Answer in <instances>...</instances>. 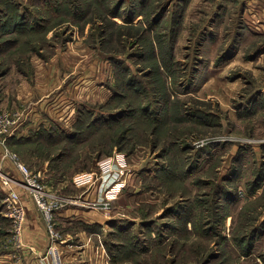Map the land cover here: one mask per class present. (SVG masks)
<instances>
[{"label": "rangeland", "instance_id": "374dc122", "mask_svg": "<svg viewBox=\"0 0 264 264\" xmlns=\"http://www.w3.org/2000/svg\"><path fill=\"white\" fill-rule=\"evenodd\" d=\"M0 96L30 122L10 150L98 229L55 224L49 264H264V0H0Z\"/></svg>", "mask_w": 264, "mask_h": 264}, {"label": "built area", "instance_id": "2783aa9c", "mask_svg": "<svg viewBox=\"0 0 264 264\" xmlns=\"http://www.w3.org/2000/svg\"><path fill=\"white\" fill-rule=\"evenodd\" d=\"M22 112L19 110L7 111L1 106L0 96V146L3 150V158L8 159L14 168L17 170L21 179H15L12 174L7 171H0V188L4 192L2 213L10 221V231L12 238L17 244H20L22 229L26 218V209L23 204L18 191L15 190V185H22L32 198L38 210L41 212V218L44 222L49 245L46 252L53 253L55 251V244H58V234L56 233L53 211L61 208L65 202L62 197L57 196L48 186L44 185L40 180V172L31 170L24 162L20 160L18 155L11 151L8 147V139L16 135L17 127L22 120ZM122 187V186H121ZM118 187V192L121 190ZM114 192V190H112ZM109 193H105L108 196ZM112 195V192H110ZM114 197V196H113ZM106 199H110L106 197ZM73 200V199H72ZM72 200H69L72 202ZM87 201V202H86ZM83 205H90L88 200H84ZM87 203V204H86ZM94 205L99 202H93ZM107 207V204L106 206ZM53 264H61L56 260Z\"/></svg>", "mask_w": 264, "mask_h": 264}, {"label": "crops", "instance_id": "0c3cea01", "mask_svg": "<svg viewBox=\"0 0 264 264\" xmlns=\"http://www.w3.org/2000/svg\"><path fill=\"white\" fill-rule=\"evenodd\" d=\"M27 124L30 125V122L25 123V125L23 126H20V130L19 132L17 131L16 134H20V131L23 127L25 129H29L27 128L29 127ZM14 187L15 190L18 191L21 200L25 205L26 218L22 229L20 244H17L16 246H12V247H16L17 250H14L15 248H12L11 251H6L5 253H3V255L0 254L1 255L0 264H49L48 257L44 259L41 257L45 252V248L47 244V232L45 229L44 222L41 218V212L38 210L32 198L28 194L27 190L22 185L17 184ZM0 191L2 192V196L0 198V218L4 219L5 216L2 213V207H3L2 200H3L4 192L1 188ZM65 204H70V201L65 202ZM62 207L59 210H57L56 213L54 214L55 224L57 223L61 225L63 223L71 224L70 222L74 219L82 220L86 224H91L93 221H95L94 219H89L88 217H86L83 214V211L76 207H71V206H66L64 208ZM77 235H79L80 240L83 241V237H81L80 232L67 233L66 236L64 237V239H66L65 240L66 244H64L62 248L65 251V253L68 252L71 254L69 256L70 258H73L74 256L77 257L80 255V253L82 254L84 253V251L81 250L82 248H80V245L78 246L70 242L71 239L73 237H77ZM85 238H87V235H85ZM80 261L82 262L83 260L82 259L77 260L76 264H80Z\"/></svg>", "mask_w": 264, "mask_h": 264}, {"label": "trees", "instance_id": "16d2710c", "mask_svg": "<svg viewBox=\"0 0 264 264\" xmlns=\"http://www.w3.org/2000/svg\"><path fill=\"white\" fill-rule=\"evenodd\" d=\"M80 133V132H79ZM58 136H59V134H57ZM48 136H50V135H48ZM71 135L69 134V137H70ZM73 137H75V136H79V134H76L75 132L73 133V135H72ZM43 139V137H42V135H41V133L39 132V131H34V134H33V137L32 138H28L27 140H26V142H29V143H32V142H36V141H39V140H42ZM11 140H12V142L11 143H14V142H20V141H22L23 139H18V138H16V136L14 135V136H12L11 137ZM49 141H51V142H53L54 141V139L53 140H49ZM110 153H108V154H106V155H109ZM0 198H1V196H0ZM88 226V233L90 234V235H95V232H97V230L98 229H96V226H92L91 224H87Z\"/></svg>", "mask_w": 264, "mask_h": 264}]
</instances>
